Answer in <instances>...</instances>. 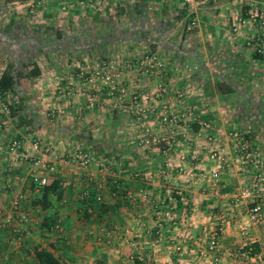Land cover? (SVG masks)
Wrapping results in <instances>:
<instances>
[{
  "label": "crops",
  "instance_id": "obj_1",
  "mask_svg": "<svg viewBox=\"0 0 264 264\" xmlns=\"http://www.w3.org/2000/svg\"><path fill=\"white\" fill-rule=\"evenodd\" d=\"M17 2L18 11L16 6L6 9ZM22 2L0 0V51L6 52L3 59L8 56L0 60V74L8 62L22 58L33 59L40 73L30 80L25 107L16 115H0V264H37V246L53 252L63 264H264V196L256 189L241 197L256 182L253 166H237L228 159L227 150L218 155L220 160L212 158L211 151H224L228 143L202 139L197 120L180 122L176 140L168 146V127L151 119L153 131L161 137L148 159L124 157L112 169L104 167L103 160L89 166L72 160L75 149L93 147L96 139L86 104L91 97L67 92L79 83L78 69L63 58L79 55L91 60L93 47L108 52L123 47L125 41L131 50L143 45L151 51L171 52L177 63L170 78L188 101L198 104L195 116H220L232 110L220 106L235 92L231 80L241 79L245 69L253 68L247 39L255 31L248 23V9L257 4L264 10V0H195L192 32L185 21L194 16L182 0H118L129 5L125 11L84 16V37L79 36L81 17L48 10L35 16L30 35ZM260 62L258 68L264 71V58ZM260 77L264 82V74L258 72L250 80ZM143 82L153 89L155 79ZM210 99L219 107L206 103ZM102 101L107 100L102 97ZM167 101H174V95ZM246 112L256 113L253 107ZM105 119L112 126L120 125L117 118ZM122 132L130 131L125 127ZM121 137L116 139L121 149L135 144L134 138L120 141ZM105 138L111 146L112 138ZM13 139L20 140L22 147L11 152ZM34 139L47 152L44 163L33 149ZM61 157L69 161L62 163ZM213 168L216 177L211 176ZM40 176L48 182L59 179L61 198L51 208L32 204ZM85 190L100 195L101 201L86 202ZM19 196L20 208L15 212L12 202ZM256 205L260 218L254 221L250 211ZM252 243L258 244V252L245 254L244 247Z\"/></svg>",
  "mask_w": 264,
  "mask_h": 264
},
{
  "label": "rangeland",
  "instance_id": "obj_2",
  "mask_svg": "<svg viewBox=\"0 0 264 264\" xmlns=\"http://www.w3.org/2000/svg\"><path fill=\"white\" fill-rule=\"evenodd\" d=\"M7 1L10 0H6V2ZM21 1H23L22 2L23 8H21V10L25 17V20L29 24L28 31L30 32V35H32L31 34L32 26H33L32 23L35 22L36 19L35 16L38 13L43 14L47 10L51 12H57L60 14L72 13L74 15H78L79 17H81L82 24H80L79 27L82 33L79 36L84 37L85 33L83 32V30L85 28V25L83 23L85 22L83 21L84 18L87 17L91 12L93 14L94 13L109 14L116 9H118L117 11H121V9L125 11V8L129 6L128 4L126 7L123 4H119L117 2L118 0H21ZM107 1H109L110 3L108 4ZM112 1L113 2L116 1V2L113 3ZM184 4L186 5L185 2ZM14 6L17 7L15 9L17 11L20 9L19 7L20 4H18V2L11 3L9 6H7L6 9H8V7H14ZM192 14L193 13H190L189 15ZM192 20H194L195 23L194 25H191ZM185 23H186L187 31L192 32L196 26L195 16L194 18L191 19L187 18V21H185ZM248 23L250 26H252V29H254L255 31V33L250 38L247 39L250 50H248L247 52L248 56L246 55L249 58L250 62L252 63L253 68L245 69V71L242 70L243 73L241 75V79L233 78L231 80L232 82L230 83V85L233 90L235 89V92L232 95H230V97H228L226 101L220 103V106L227 107L228 109L231 108L232 110L228 113L227 112L223 113L220 116L219 115L201 116V118L195 116L198 108V104L196 102L188 101L185 98V91L182 89H177L176 85L173 84L170 78L171 76L170 70L172 69L171 71H173V67L177 63V59L173 57L171 52L166 53L160 50L151 51L148 48L143 47V45L139 46V48L135 47L133 50H131L132 49L131 44L129 45L125 41L123 47H119V48L113 47V49H110L108 52H102L98 46L93 47V49L96 50L91 52L90 55L91 60L79 59V55H75L73 58L64 55L63 58L68 59L73 63H75L72 67L78 69L77 77L79 80L78 84L74 86L70 85V89H68L67 92H70L75 97L77 94L80 95H82L83 93L89 94L88 96L91 97V101L86 102V104L89 105V109L92 114L90 120L91 128L93 131L92 136L94 139H96V141H100V142H96V141L94 142L93 140L92 141L93 147H84L79 150L92 151L95 156V162H93L92 164L97 165L101 160H103L106 161V163L108 162L107 164L105 163L104 165V167L108 165V168L117 165V163L122 161L121 159H123L124 157H135V159L138 158L142 159L143 157H145V159H148L149 157H152L155 151H157V148H155L154 145L156 142L155 143L152 142L148 144L139 143L143 135V130L138 125L135 115L130 111L129 108L131 105V98H130L131 94L137 90H141V91L144 90V91H148L152 95L150 105L154 108V111L145 117V126L148 128L149 131L148 133L152 138H155L157 140L159 137H161L160 134L155 133V130L153 131L152 123H150L151 119L153 118H156L157 121H160L162 123L164 122V124H166V126L168 127V129L166 128L167 132L171 128H173L175 137L178 134L176 131V127L180 124V122L187 121L188 123H190L192 121L197 120L199 125H201L202 127L201 128L202 130L199 133V136H201L202 139L204 140L215 139L216 142L224 141L228 143L229 147L227 149H224V151L219 148H216L213 151H211L212 158L217 157L220 160L221 156L218 157V155H220L221 153H225V150H227L228 155H230L228 159L233 160L237 166L239 165L241 167L243 165H251L253 166L254 174H257V172L260 170L262 171V175L264 176V127H263L264 82H261L263 81L262 77H260L261 79L258 81L257 78H254L252 81L250 80L251 76L252 77L257 76V72L258 74L260 73L264 74V71L258 68V63H261L260 60L264 58V50L262 52L257 50V47L259 46L258 35L264 32V25L259 26L257 22L251 20L250 17ZM33 37H35V35H33ZM5 53L6 52L3 50L2 52L0 51V60L6 61L5 59L8 58V56H6V58L3 59ZM146 56L152 57L153 66H148L147 68L146 67L140 68L135 63V61L144 59ZM103 59H113L117 62L118 79L121 81L122 87H124L126 93L121 108L112 107V101L106 95V88H104L105 85L101 82V80L93 79V81L88 82L85 79L86 76L89 75L90 72L94 69V67H96L98 63ZM31 60L33 61V59L31 58H24V59L22 58L17 62V65L18 67H20L19 64L23 62H25L27 65H30ZM233 60H237V58L234 57ZM127 62H131L133 63V65L127 66L126 65ZM29 67L30 66L24 67L23 71L29 69ZM124 73H127L129 75L128 76L129 78L125 79L123 77ZM233 73H235V71H233ZM237 74L239 76L240 73L238 72ZM243 74L247 76V80L244 79ZM187 76H189V74H187ZM31 78L25 80L27 84L24 87V89L20 91L22 95H24V98L26 96L25 93L29 91L28 88L30 86ZM147 78L155 79V82L152 85L153 89L149 88V86L147 87L146 85L145 86L143 85L144 83L143 81H145ZM159 85L164 86L166 90L164 92H159L157 90L159 88ZM99 87L100 89L98 90ZM63 91L66 92V90ZM176 91H180L181 93H183L181 102H179V100L175 96ZM236 92H241V96H238L237 95L238 93ZM18 93L16 94L7 93L8 101L10 102L12 99H17L19 96ZM170 95L171 96L174 95V101L172 102L167 101V97H169ZM258 96L259 97L261 96L262 100L261 99L257 100L259 98ZM102 97H105V99L107 100L106 103L102 101ZM206 103H209L211 107H215V108L219 107V104H216L215 100L210 99L207 100ZM252 107L256 111V113L253 115L246 112L247 109ZM167 108L169 111L172 110L175 113L177 112L183 113L186 111V108L187 109L191 108L192 112L190 114H186L185 116H181L180 117L181 120H179L178 123L173 127L170 123H168L166 120L163 119V117L165 116L164 114L165 109ZM180 109L182 111H180ZM234 109L237 112L236 114ZM239 109L242 110L241 113L238 112ZM59 114L63 115V112H60ZM105 118H117L118 123L121 126L119 125L118 127H116V124L112 126L109 123H106ZM249 124L253 127L252 131L250 128H248ZM102 127L105 128L107 131H109V133L107 132L106 135L112 138L111 146H108V140L105 138L106 135H104L105 133L104 131L106 130H102ZM125 127L126 129H129L130 132H127L126 134L122 132L125 130ZM111 131L113 133L110 134ZM213 133L215 136L212 135ZM121 134L123 135L122 137ZM119 137H121L120 141L125 138L128 140H133L134 138L133 141L135 144L132 147L130 146L127 150L121 149L118 145V142H116V139L119 140ZM136 139L137 142H135ZM243 142H246L249 145L250 160L246 162L243 160L242 157L243 153L241 152V148H240ZM96 143H98L99 145L98 148L94 147ZM115 144H117V146ZM214 152H216L217 154L213 155ZM259 165H262V167H260Z\"/></svg>",
  "mask_w": 264,
  "mask_h": 264
},
{
  "label": "built area",
  "instance_id": "obj_3",
  "mask_svg": "<svg viewBox=\"0 0 264 264\" xmlns=\"http://www.w3.org/2000/svg\"><path fill=\"white\" fill-rule=\"evenodd\" d=\"M186 3L187 9L190 13L195 12L196 3L195 0H183ZM248 15L251 20L256 21L259 26L264 25V11L261 10L257 5L252 4L250 8L248 9ZM194 20L191 21V25H194ZM259 40V46L257 47L258 51L264 50V32L260 33L258 35ZM153 59L152 57H145L141 60H136L135 63L140 67H148L153 66L152 65ZM127 66L133 65L131 62H127ZM88 82L93 81V79H99L101 82L105 85L104 88H106V95L111 99L112 101V107L113 108H121L122 102L124 101V97L126 95L124 87H122L121 81L118 79V73H117V62L113 59H103L101 60L96 67L90 72L89 75L85 78ZM100 87L98 88V90ZM159 92H164L166 89L164 86L159 85V88L157 89ZM158 94V93H157ZM175 96L181 102L183 93L180 91H176ZM131 105H130V111L135 115L136 120L138 122V125L143 130V135L139 143L141 144H148L152 142H158L159 139L152 138L149 135L148 128L145 126V117L148 114H151L154 111V108L150 105V101L152 99L151 93L148 91H141L137 90L134 91L131 96ZM144 102V103H143ZM9 101L7 99V93L0 92V115L1 116H10V108H9ZM147 103V105H146ZM165 106V105H164ZM192 109L186 108V111L183 113H175L172 110L165 109V116L163 117L164 120H166L168 123H170L173 127L178 123L179 120H181V116H185L186 114H190ZM61 112V111H60ZM3 122L0 120V130L2 128ZM166 144L172 145L176 137L174 136V130L171 128L165 135ZM33 149L38 150L40 153V162L44 163L47 161V152L44 150H41V144L38 139H34L32 141ZM22 147L21 141L18 139H13L10 142V151L19 150ZM241 152L243 160L249 161V145L246 142H243L241 145ZM214 155V154H213ZM72 160H76L80 165L82 166H88L95 162V156L92 151H81L79 149H75L71 155ZM62 163H66L69 161L67 157H61ZM35 164H38V161L35 162ZM262 167V165H259ZM218 174V171L216 168H213L211 170V176L216 177ZM255 183L254 186L248 190H244L241 194V197H248L250 196L256 189L258 192H260L264 196V176L262 175V171H258L255 175ZM48 183V179L46 176H40L37 181V185L41 186ZM114 184L116 187L119 186L117 182L114 181ZM259 185V186H257ZM83 198L86 199H94L95 201H101V196L97 195L94 196L89 190H85L83 192ZM20 199L19 196L17 199H15L12 202V209L16 212L20 208ZM238 201V199H237ZM260 218V207L259 205L254 206L250 211V219L256 221ZM56 228L58 231H61V225L57 223Z\"/></svg>",
  "mask_w": 264,
  "mask_h": 264
},
{
  "label": "trees",
  "instance_id": "obj_4",
  "mask_svg": "<svg viewBox=\"0 0 264 264\" xmlns=\"http://www.w3.org/2000/svg\"><path fill=\"white\" fill-rule=\"evenodd\" d=\"M30 62V65L23 62L19 64L20 67H18L17 63H9L0 74V92L16 94L24 89L27 84L25 80L40 73L38 65L32 60ZM27 66H30L29 69L23 71V68ZM20 93H18L17 99H12L9 103L11 115L18 114L25 107L24 95ZM61 194L59 179L54 178L47 184L39 186V193L32 198V204L39 205L43 209L51 208L53 202L61 198ZM84 199L88 203L95 201L92 198ZM243 250L245 254L251 255L258 252L259 246L257 243H252V245L244 247ZM35 257L37 264H63L53 252L44 247L37 246L35 248Z\"/></svg>",
  "mask_w": 264,
  "mask_h": 264
}]
</instances>
